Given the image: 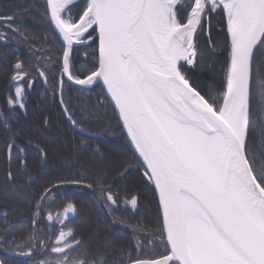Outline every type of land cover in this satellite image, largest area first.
Segmentation results:
<instances>
[{
	"label": "snow or ice",
	"instance_id": "6c2138e0",
	"mask_svg": "<svg viewBox=\"0 0 264 264\" xmlns=\"http://www.w3.org/2000/svg\"><path fill=\"white\" fill-rule=\"evenodd\" d=\"M45 5L50 30L62 38L59 58L38 54L34 38L14 27L21 13L0 11L5 27L0 42L8 43L11 32L33 44L30 57L36 65L15 55L2 57L8 114L0 109V130L10 142L0 197L22 206L11 215L8 203L0 204V246L7 243L32 264H264V0H45ZM217 12L226 16L230 37L221 84L204 79L216 64L211 18ZM77 46L89 48L84 56L95 58L80 75L71 70ZM36 80L45 92L55 89L52 96L59 95L68 121L92 138L98 134L82 122L106 119L100 109L111 98L126 137L142 158L133 159L158 189L162 220L133 224L113 216L119 228L93 237L69 227L79 205L68 201L62 211L46 216L57 223V231L40 230L49 197L63 186L98 193L112 215L121 199L112 192L115 183L106 181L124 179L132 166L110 177L103 160H85L67 147L49 149L29 139L39 163L59 161L81 173L58 176V183L48 181L32 196V165L14 124L17 109L26 114ZM65 80L82 86L81 91L100 90L79 122L65 103ZM44 123H49L46 117ZM80 144L88 147L86 140ZM94 150L101 152L99 145ZM89 171L93 183H86L83 173ZM123 203L138 212L143 202L132 195ZM29 213L27 235L5 242L16 221ZM126 229L133 242L121 241ZM157 240L162 252L153 247Z\"/></svg>",
	"mask_w": 264,
	"mask_h": 264
},
{
	"label": "trees",
	"instance_id": "16d2710c",
	"mask_svg": "<svg viewBox=\"0 0 264 264\" xmlns=\"http://www.w3.org/2000/svg\"><path fill=\"white\" fill-rule=\"evenodd\" d=\"M45 7V0H0V11L11 13L15 9L21 13L16 17L14 27L19 28L26 37L30 39L34 38L33 43L38 54L40 52H48L52 53L54 58H59L62 52V42L57 33H53L50 30L47 19L43 16ZM226 23L225 15L219 12L213 14L211 18V36L216 45L217 55L214 57L216 64L214 71L204 79L214 80L217 84H221L225 80L226 49L227 43L230 41V37L226 31ZM4 30V25L0 24V31ZM53 35H55L54 40L52 38ZM214 35L217 39L214 38ZM7 39L8 43L0 42V88L4 90L8 77L2 57L10 58L14 55L16 56L18 54L16 50H19L21 51L22 59L26 63L36 67L30 57L33 44L26 43L11 32L8 33ZM201 45H204L203 37H201ZM85 51L90 52L91 50L85 46L74 49L72 58L73 67L71 69L74 75H80L83 71L92 67V62L95 58L93 56L85 57ZM58 72L59 70H57V75ZM52 91H55V89ZM52 91L45 92L44 86L39 80H36L31 92L32 95L27 103V112L25 114L24 111L19 115L14 124L17 131L21 133L18 143L31 139L32 142H39L42 145H46L49 149L63 151L67 147L85 160H103L107 164V172L110 177H115L117 170L122 167L137 164L133 156L135 155L137 159L139 157L126 137L121 121L116 115V110L109 99L105 101V106L100 109V116L106 117V119H92L82 122L83 127L91 128L93 133L102 136L92 138L75 131L69 125L63 114L59 95L53 98ZM99 91V88L91 92L86 89L81 91V88L72 86L65 80L64 100L78 122L82 110L96 103ZM42 92H44V95H40ZM0 108L3 109L1 104ZM45 117L49 121L47 125L44 123ZM0 140L3 141L0 144V178H2L4 169L8 166L6 150L7 143L10 142L5 138L2 130H0ZM81 140L88 141L87 148L80 144ZM96 145L100 146V153L94 150ZM48 165L53 173L59 176H76L81 174L75 170L69 171L65 169L64 165L59 161L53 162L50 160ZM143 172L144 168L140 166L136 170H130L127 177L122 180L106 181V183H115L112 192L114 194L119 193L121 199L119 209L113 211L112 215H109L108 211L101 204L98 193L85 188L77 192L71 187L64 189V193L61 195L63 200L58 202L56 208H49L48 212L62 208L68 201L76 200L75 202L79 205V213L71 219L69 227L82 229L86 234L93 237L97 233L103 235L106 230L114 232L119 228V225L112 223L113 216L126 218L129 223L133 224L143 221L151 225L158 219L162 220V212L159 209L155 187L153 183L144 179ZM83 174L88 177L86 183H93L92 177L94 173L89 171ZM132 195H138L143 202L138 212L123 205V201ZM4 203H8L11 215H15L14 208L22 206L20 204L13 206L11 202H6L0 197V204ZM30 216L31 214L29 213V217L23 220H28ZM30 228H27V224H22L18 229L4 236V241H9L13 236L18 237L17 239L19 240L22 236L27 235ZM120 239L125 243L133 242L130 229H126L120 233ZM153 247L156 252H162L164 246L157 240L154 242ZM9 252L18 253V251H13L12 248L8 247L7 243L0 246V258L5 264H32V260L29 257H18L9 254Z\"/></svg>",
	"mask_w": 264,
	"mask_h": 264
},
{
	"label": "flooded vegetation",
	"instance_id": "af4514ba",
	"mask_svg": "<svg viewBox=\"0 0 264 264\" xmlns=\"http://www.w3.org/2000/svg\"><path fill=\"white\" fill-rule=\"evenodd\" d=\"M79 47H82V46H78V47H75V48H79ZM74 48V49H75ZM15 49V48H14ZM18 52V54L16 56H19L21 59H22V54H21V51L19 50H16ZM67 83H69L67 80H66ZM70 84V83H69ZM71 85V84H70ZM73 86V85H72ZM7 93L4 89H1L0 88V104L1 106L3 107L4 111H5V115L8 114V108L5 104V97H6ZM32 95V94H31ZM30 95V96H31ZM62 106V105H61ZM27 107V106H26ZM1 109V108H0ZM63 111V110H62ZM24 112L23 109H17V116L15 118V120L17 119V117L19 115H21L22 113ZM64 114V113H63ZM65 116V115H64ZM66 118V116H65ZM67 122L69 123V125L73 128V126L71 125V123L68 121V119L66 118ZM74 129V128H73ZM75 130V129H74ZM76 131V130H75ZM78 132V131H77ZM85 136V135H84ZM3 143V141L0 140V144ZM21 147H24L25 151L28 152L29 154V159L31 161V169H30V172L31 174L33 175L34 177V180L31 182V185H33L31 187V195L32 196H35L36 193L39 191L40 189V186L45 184L46 182L48 181H51L52 183H58L57 181V177L59 175H57L56 173H53V171L50 169V166L47 164H43V163H39L37 161V158H36V154L35 152L32 151V148L31 146L28 144V140L26 141H23V142H19ZM34 144V142H32ZM131 166H136L135 168H132L130 170H136L138 169L140 166L138 164H134V165H131ZM12 167L14 168L15 167V160L12 161ZM1 168V167H0ZM129 170V171H130ZM39 171V175H37V172ZM74 188L77 192H79L80 189H83L84 187H76V186H63V187H60L58 190H55L54 193H53V196L52 197H49V204L48 206H46L44 208V212L42 213L43 215V219H41L40 221V230L42 232H44L45 234H48V233H54L57 231V223L55 221H47L46 219V216L47 214L49 213L48 212V209L49 208H56L58 206V202L62 201L63 198L61 195H63L64 193V189L66 188ZM87 189V188H85ZM76 196V195H75ZM76 200H74L73 202H75ZM124 206H126L125 204H123ZM60 206V205H59ZM128 207L129 209L130 206H126ZM132 210V209H131ZM62 211V208H58L57 210H54L52 211L51 213L53 215H55L57 212H60ZM134 211V210H133ZM67 222V221H66ZM22 224H27V228H30V224H31V219L29 218L28 220H20V221H16V229H18L19 226H21ZM15 229V230H16ZM31 229V228H30ZM18 238V237H16Z\"/></svg>",
	"mask_w": 264,
	"mask_h": 264
},
{
	"label": "water",
	"instance_id": "95a60500",
	"mask_svg": "<svg viewBox=\"0 0 264 264\" xmlns=\"http://www.w3.org/2000/svg\"><path fill=\"white\" fill-rule=\"evenodd\" d=\"M57 35H58V37H59V39L61 40V42H62V38L60 37V35H59V33L57 32ZM78 47V46H77ZM71 85H73V86H75V87H78V88H81L82 86H79V85H75L74 84V82H69ZM109 100L111 101V98L109 97ZM111 103H112V105L114 106V102H112L111 101ZM116 111H118V110H116ZM121 121V120H120ZM121 124H122V121H121ZM72 125V124H71ZM74 128V127H73ZM75 129V128H74ZM124 129V128H123ZM76 131H78L79 133H81L79 130H77V129H75ZM124 131H125V133H126V129H124ZM82 134V133H81ZM83 135H85V136H87V137H90V136H88V135H86V134H83ZM99 137H102L101 135H99L98 134V137L97 138H99ZM129 140V139H128ZM131 144V143H130ZM131 146H132V148H133V150L135 151V148H134V145H132L131 144ZM136 152V151H135ZM136 154L138 155V157H139V154L136 152ZM139 159L140 160H142V158H140L139 157ZM136 166H132L130 169H132V168H135ZM152 183V182H151ZM154 185V184H153ZM154 187H155V185H154ZM155 190H156V193H157V197H158V199H159V193H158V189L155 187ZM9 254H11V255H14V256H18V257H26V256H24V255H20V254H18V253H13V252H9ZM0 261H2L1 260V258H0Z\"/></svg>",
	"mask_w": 264,
	"mask_h": 264
},
{
	"label": "rangeland",
	"instance_id": "374dc122",
	"mask_svg": "<svg viewBox=\"0 0 264 264\" xmlns=\"http://www.w3.org/2000/svg\"><path fill=\"white\" fill-rule=\"evenodd\" d=\"M214 38H215V35H214ZM215 39H217V38H215Z\"/></svg>",
	"mask_w": 264,
	"mask_h": 264
}]
</instances>
